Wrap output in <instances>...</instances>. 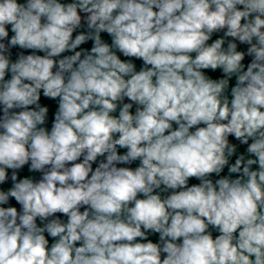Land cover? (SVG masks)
I'll list each match as a JSON object with an SVG mask.
<instances>
[{
  "label": "clouds",
  "instance_id": "clouds-1",
  "mask_svg": "<svg viewBox=\"0 0 264 264\" xmlns=\"http://www.w3.org/2000/svg\"><path fill=\"white\" fill-rule=\"evenodd\" d=\"M0 264H264V0H0Z\"/></svg>",
  "mask_w": 264,
  "mask_h": 264
},
{
  "label": "crops",
  "instance_id": "crops-1",
  "mask_svg": "<svg viewBox=\"0 0 264 264\" xmlns=\"http://www.w3.org/2000/svg\"><path fill=\"white\" fill-rule=\"evenodd\" d=\"M87 46H89L90 47V45H87ZM137 63V66L139 67L140 66V61H137L136 62ZM47 102V101H46ZM241 150H243V149H241ZM197 181H195V179H193L192 181H190V183H196ZM153 239H155V237H153Z\"/></svg>",
  "mask_w": 264,
  "mask_h": 264
}]
</instances>
